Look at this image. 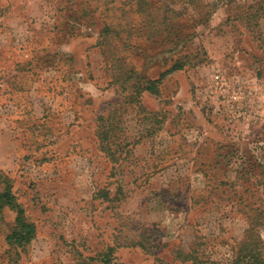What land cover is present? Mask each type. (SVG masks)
I'll return each mask as SVG.
<instances>
[{
  "label": "rangeland",
  "instance_id": "1",
  "mask_svg": "<svg viewBox=\"0 0 264 264\" xmlns=\"http://www.w3.org/2000/svg\"><path fill=\"white\" fill-rule=\"evenodd\" d=\"M0 172L36 228L0 205V264L264 243V2L0 0Z\"/></svg>",
  "mask_w": 264,
  "mask_h": 264
},
{
  "label": "trees",
  "instance_id": "2",
  "mask_svg": "<svg viewBox=\"0 0 264 264\" xmlns=\"http://www.w3.org/2000/svg\"><path fill=\"white\" fill-rule=\"evenodd\" d=\"M261 1L264 2V0ZM181 67L182 66L179 64V62H177L171 69L161 73L158 79L151 81L149 85L153 87L162 81V79L168 73L178 70ZM104 140H108L106 134H103V136L100 137V144L102 147ZM114 153L115 151H112L111 155L113 156ZM111 155L109 157H112ZM0 178L4 181L2 182L3 188L0 192V205L7 207L9 210L15 213L13 229L10 235L7 236L6 240L11 248L17 249V252L20 253V250H24V248H26L35 238L36 228L35 225L29 222L24 216V210L17 202V199L12 191L10 180L5 175L1 174V172ZM129 245L143 246L140 242L135 240H132ZM114 252L115 249L109 247L98 257L83 258L76 264H91L93 261H97L100 264H112ZM187 261L189 264H217L215 261L199 256V253L194 251H191L187 254ZM231 264H264V243L254 228L250 229L246 233L243 242L236 247Z\"/></svg>",
  "mask_w": 264,
  "mask_h": 264
},
{
  "label": "built area",
  "instance_id": "3",
  "mask_svg": "<svg viewBox=\"0 0 264 264\" xmlns=\"http://www.w3.org/2000/svg\"><path fill=\"white\" fill-rule=\"evenodd\" d=\"M216 79H218V76L216 77Z\"/></svg>",
  "mask_w": 264,
  "mask_h": 264
}]
</instances>
